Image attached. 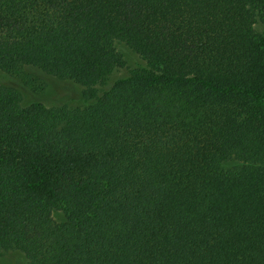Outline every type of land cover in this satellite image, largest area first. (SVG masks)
<instances>
[{"label": "trees", "instance_id": "obj_1", "mask_svg": "<svg viewBox=\"0 0 264 264\" xmlns=\"http://www.w3.org/2000/svg\"><path fill=\"white\" fill-rule=\"evenodd\" d=\"M119 43L145 67L99 95ZM25 67L94 103L0 86V254L264 264V0H0V70Z\"/></svg>", "mask_w": 264, "mask_h": 264}, {"label": "rangeland", "instance_id": "obj_2", "mask_svg": "<svg viewBox=\"0 0 264 264\" xmlns=\"http://www.w3.org/2000/svg\"><path fill=\"white\" fill-rule=\"evenodd\" d=\"M116 49L124 66L115 71L104 86L97 88L99 95L109 91L117 81L126 79L132 71L145 67V62L125 44H116ZM0 86L21 94L23 108L34 104H42L47 108H85L94 103L84 98L81 86L58 80L31 67L11 73L0 70ZM233 164L236 165L237 162H229L224 168L229 169ZM52 220L61 225L66 222V217L63 212L54 211ZM0 264H28V260L21 252L7 251L0 254Z\"/></svg>", "mask_w": 264, "mask_h": 264}]
</instances>
